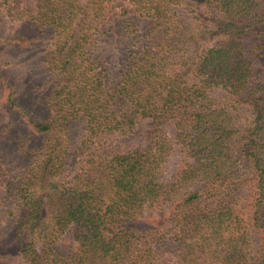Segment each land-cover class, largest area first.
I'll return each mask as SVG.
<instances>
[{"label": "trees", "instance_id": "trees-1", "mask_svg": "<svg viewBox=\"0 0 264 264\" xmlns=\"http://www.w3.org/2000/svg\"><path fill=\"white\" fill-rule=\"evenodd\" d=\"M6 45L50 94L0 66L4 131L53 140L23 147L0 264H264V0H0Z\"/></svg>", "mask_w": 264, "mask_h": 264}, {"label": "rangeland", "instance_id": "rangeland-1", "mask_svg": "<svg viewBox=\"0 0 264 264\" xmlns=\"http://www.w3.org/2000/svg\"><path fill=\"white\" fill-rule=\"evenodd\" d=\"M1 35H5V33H1ZM221 40L222 39H218L217 37L213 42H210L209 45L213 46L216 43L218 44ZM243 40L247 51H252L254 40L251 37H245ZM0 66L4 70L5 83L8 86H15L17 95L23 101L31 103V96L37 98L41 95L46 99L47 95L50 94L39 93L38 90L40 86L42 90L45 87L47 80H49V77L44 74V63L40 54L31 53L25 49H17L13 46L6 45L0 52ZM46 103L47 102H45V105L48 107ZM32 105L39 106L38 101L36 100ZM2 107L3 105L0 104V206H2L0 208V220L9 221V223L5 224V226L2 224L0 225V242L2 246L1 248H5L3 254L4 257H2L1 261L8 263L13 255L11 248L13 247L12 240L15 235V229L12 225L10 214V211L14 208L15 199L10 192H7V190L10 189L8 185L11 182L12 187H17L20 176L25 172L27 159L24 157L25 153L23 147L26 145L33 149L42 144L45 146V143L50 142L53 138H43L41 136L36 138L32 136L19 121L16 122L15 127L12 126L9 129L10 134H8L7 131L5 133L4 130L6 129L4 127V122L8 121L9 118ZM38 108L39 111H37V117L39 120L46 119L49 116L46 107ZM49 110L53 115L52 110ZM17 130L25 136V139H19L18 136L22 135ZM45 213L46 208L44 207L43 214L45 215ZM37 248L39 249V247Z\"/></svg>", "mask_w": 264, "mask_h": 264}]
</instances>
